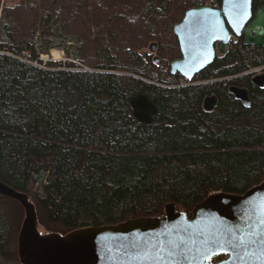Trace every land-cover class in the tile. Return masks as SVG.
<instances>
[{
  "label": "trees",
  "instance_id": "trees-1",
  "mask_svg": "<svg viewBox=\"0 0 264 264\" xmlns=\"http://www.w3.org/2000/svg\"><path fill=\"white\" fill-rule=\"evenodd\" d=\"M207 2L4 1L0 181L28 194L42 233L163 216L172 204L191 215L210 196H241L264 181V86L244 73L264 65V47L232 41L193 80L169 70L181 56L174 26ZM262 5L253 0L254 10ZM152 43L158 61L145 51ZM52 49L68 60L44 63ZM232 86L248 89L250 105ZM138 94L158 107L151 124L134 117ZM24 220V207L0 194V264H23Z\"/></svg>",
  "mask_w": 264,
  "mask_h": 264
},
{
  "label": "water",
  "instance_id": "water-1",
  "mask_svg": "<svg viewBox=\"0 0 264 264\" xmlns=\"http://www.w3.org/2000/svg\"><path fill=\"white\" fill-rule=\"evenodd\" d=\"M210 1L188 8L174 26L181 57L170 63L171 74L193 80L215 61L217 50L228 51L235 36H244L245 44L264 47V5L254 10L253 0ZM149 49L155 53L157 44ZM252 83L263 87L264 73L253 76ZM230 91L250 105L247 88L232 86ZM217 102L215 95L207 96L203 107L213 110ZM131 105L134 117L142 123L151 124L158 113L145 94L135 95ZM45 177V172L34 174L39 184ZM259 186L260 190L256 186L241 196H210L191 215L172 204L163 216L76 229L64 235L39 230L36 207L27 193L0 181V194L25 209L19 234L23 264H264V182ZM175 244L180 246L177 254L169 256ZM220 256L224 257L216 260Z\"/></svg>",
  "mask_w": 264,
  "mask_h": 264
},
{
  "label": "rangeland",
  "instance_id": "rangeland-1",
  "mask_svg": "<svg viewBox=\"0 0 264 264\" xmlns=\"http://www.w3.org/2000/svg\"><path fill=\"white\" fill-rule=\"evenodd\" d=\"M4 1L5 0H2V4L0 5V7H2L4 5ZM239 38H241V37L235 36V37H233L232 41H235V40L237 41V40H239ZM53 50H56L57 51V55H54ZM145 51H147L148 53H152L149 48L145 49ZM156 53H157V50L154 53L155 54V59H156V57H158ZM180 57H178V58H180ZM40 59H42L44 63H47L48 61H58V62L59 61H62V62H64V61L68 60V58L66 57L65 52L62 49H52L51 52H50V54L42 55L40 57ZM223 257L224 256H220L219 257V260L222 259Z\"/></svg>",
  "mask_w": 264,
  "mask_h": 264
},
{
  "label": "snow or ice",
  "instance_id": "snow-or-ice-1",
  "mask_svg": "<svg viewBox=\"0 0 264 264\" xmlns=\"http://www.w3.org/2000/svg\"><path fill=\"white\" fill-rule=\"evenodd\" d=\"M262 223H264V221H262ZM246 244L245 240L243 238H240V246H244ZM180 246L179 244H175L172 246L173 250L172 251H169L168 255L169 256H175L177 253H176V249H178ZM233 247H236V245H233ZM163 250V249H162ZM210 259V257H208Z\"/></svg>",
  "mask_w": 264,
  "mask_h": 264
},
{
  "label": "flooded vegetation",
  "instance_id": "flooded-vegetation-1",
  "mask_svg": "<svg viewBox=\"0 0 264 264\" xmlns=\"http://www.w3.org/2000/svg\"><path fill=\"white\" fill-rule=\"evenodd\" d=\"M219 2H220V0H219ZM209 3H211L210 0H208L207 3L202 4V5H206V4H209ZM202 5H200V6H202ZM242 37L244 38V36H242ZM230 47H231V46H230ZM230 47L228 48V51H227L226 53H221L220 51L217 50V57H223V56L227 55L228 52H229V50H230ZM217 57H216V58H217ZM244 73H245V74H248L247 72H244ZM262 182H264V181H262ZM262 182H261V183H262ZM261 183H260V184H261ZM260 184H259V185H260ZM259 185H258V187L255 189L256 191H258V190L261 189ZM262 188H264V187L262 186Z\"/></svg>",
  "mask_w": 264,
  "mask_h": 264
},
{
  "label": "built area",
  "instance_id": "built-area-1",
  "mask_svg": "<svg viewBox=\"0 0 264 264\" xmlns=\"http://www.w3.org/2000/svg\"><path fill=\"white\" fill-rule=\"evenodd\" d=\"M263 72H264V65L255 67L247 71V73H250V74H257V73H263Z\"/></svg>",
  "mask_w": 264,
  "mask_h": 264
},
{
  "label": "bare ground",
  "instance_id": "bare-ground-1",
  "mask_svg": "<svg viewBox=\"0 0 264 264\" xmlns=\"http://www.w3.org/2000/svg\"><path fill=\"white\" fill-rule=\"evenodd\" d=\"M86 1V0H85ZM53 53H54V55H57V51L56 50H53ZM253 68H255V67H253ZM253 68H250V69H253ZM250 69H248L247 71H249ZM246 71V72H247ZM88 228H90V227H88ZM82 229V228H81ZM69 233V232H68ZM67 234V233H66Z\"/></svg>",
  "mask_w": 264,
  "mask_h": 264
}]
</instances>
